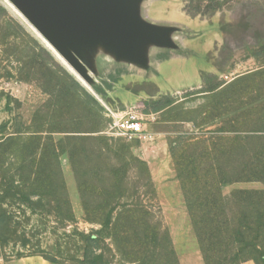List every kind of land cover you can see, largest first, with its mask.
Wrapping results in <instances>:
<instances>
[{
  "label": "rangeland",
  "instance_id": "1",
  "mask_svg": "<svg viewBox=\"0 0 264 264\" xmlns=\"http://www.w3.org/2000/svg\"><path fill=\"white\" fill-rule=\"evenodd\" d=\"M0 7V140L15 137L0 145V264L33 256L53 264H204L176 164L189 156L234 165L239 149L264 146V0H146L148 19L185 23L200 34L186 44L194 55L159 58L158 72L107 64L102 77L113 87L106 101L5 0ZM134 104L146 115L150 136H112L107 108ZM40 130L59 149L70 223L62 220L65 210H50L54 203L32 196L30 182L15 172L40 161L32 139ZM223 134L224 143L217 139ZM207 139L213 143L209 161L198 158ZM191 143L197 146L189 149ZM224 147L232 155L226 161L219 153ZM236 189L264 184L226 185L222 192ZM156 230L167 233L169 244L144 241L143 232ZM115 232L129 235L115 242Z\"/></svg>",
  "mask_w": 264,
  "mask_h": 264
},
{
  "label": "trees",
  "instance_id": "2",
  "mask_svg": "<svg viewBox=\"0 0 264 264\" xmlns=\"http://www.w3.org/2000/svg\"><path fill=\"white\" fill-rule=\"evenodd\" d=\"M0 11L4 12L1 7ZM238 26L233 25L231 28ZM222 31L224 32L225 28ZM40 51L43 57L58 65L49 50L40 47ZM68 77L75 87H79V82L71 76ZM89 97L95 103V100ZM34 133L32 138L36 142L34 156L39 157L40 161L26 168H18L15 171L16 175L30 182L32 196H42L50 203H54L50 206V210L57 214L65 210L66 215L62 220L70 223L73 217L58 165L59 149L51 138L43 136L46 131L40 130ZM66 137L65 140H99L96 136H88L87 139L80 136ZM13 138L15 137L1 139L0 145H6ZM227 138V134L217 137L222 143L226 142ZM247 141L245 138L244 142ZM202 144L204 156L198 158L208 160L213 143L207 139L202 141ZM196 146L197 143L187 145L189 149ZM219 153L223 161L227 160V156H232L225 147ZM186 158H188L187 162L176 164V172L203 263L243 264L252 261L254 264H264V189H236L228 195L222 192L226 185L264 184V146L254 147L253 150L239 149L234 155V158L238 159L234 165L200 163L189 156ZM99 176L105 177L103 173ZM110 217L109 215L106 219L108 223ZM101 226L103 229L108 228L107 222ZM128 235L125 232H115L113 237L115 242H118ZM142 235L146 242L161 240L164 244H169L165 231H145ZM78 236L83 242H89V236L84 234ZM170 254L173 255L171 249ZM86 255L84 252L85 258ZM174 264H177L175 259Z\"/></svg>",
  "mask_w": 264,
  "mask_h": 264
},
{
  "label": "water",
  "instance_id": "3",
  "mask_svg": "<svg viewBox=\"0 0 264 264\" xmlns=\"http://www.w3.org/2000/svg\"><path fill=\"white\" fill-rule=\"evenodd\" d=\"M7 1L101 101L113 87L107 64L158 72L159 58L190 57L187 41L201 37L188 24L148 19L146 0Z\"/></svg>",
  "mask_w": 264,
  "mask_h": 264
},
{
  "label": "built area",
  "instance_id": "4",
  "mask_svg": "<svg viewBox=\"0 0 264 264\" xmlns=\"http://www.w3.org/2000/svg\"><path fill=\"white\" fill-rule=\"evenodd\" d=\"M110 118L109 131L114 137L131 140L146 134V115L141 112L138 104L124 106L120 110L107 108Z\"/></svg>",
  "mask_w": 264,
  "mask_h": 264
},
{
  "label": "crops",
  "instance_id": "5",
  "mask_svg": "<svg viewBox=\"0 0 264 264\" xmlns=\"http://www.w3.org/2000/svg\"><path fill=\"white\" fill-rule=\"evenodd\" d=\"M9 264H53L45 259L38 257V256H33V257H26V258H21L16 261H11Z\"/></svg>",
  "mask_w": 264,
  "mask_h": 264
},
{
  "label": "bare ground",
  "instance_id": "6",
  "mask_svg": "<svg viewBox=\"0 0 264 264\" xmlns=\"http://www.w3.org/2000/svg\"><path fill=\"white\" fill-rule=\"evenodd\" d=\"M19 15L20 13L7 1L5 0ZM21 16V15H20ZM22 17V16H21ZM23 18V17H22ZM23 20L26 22V20L23 18ZM27 23V22H26ZM28 24V23H27ZM29 25V24H28ZM30 26V25H29ZM31 27V26H30ZM32 28V27H31ZM33 29V28H32ZM34 30V29H33ZM35 31V30H34ZM36 32V31H35ZM37 33V32H36ZM38 35V34H37ZM39 36V35H38ZM40 37V36H39ZM41 38V37H40ZM43 40V38H41ZM45 42V40H43ZM45 44L49 47V49L54 53L56 54L62 61L63 63L71 70V72L77 77V79L90 91L92 92V90L89 88V86L84 82L82 81L77 75L76 73L70 68V66L68 64H66V62L45 42ZM93 93V92H92Z\"/></svg>",
  "mask_w": 264,
  "mask_h": 264
}]
</instances>
